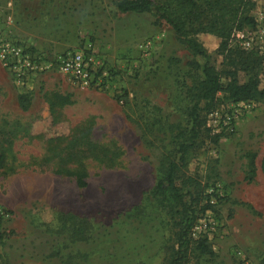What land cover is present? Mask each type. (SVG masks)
<instances>
[{
    "label": "rangeland",
    "instance_id": "1",
    "mask_svg": "<svg viewBox=\"0 0 264 264\" xmlns=\"http://www.w3.org/2000/svg\"><path fill=\"white\" fill-rule=\"evenodd\" d=\"M7 1L0 0V33L45 58L89 42L109 84L79 88L48 69L16 85L0 65V264H61L68 251L86 254L81 264H168L177 216L147 195L170 145L168 132L153 124L152 107L163 128L185 125L186 90L201 79L196 66L204 60L163 20L150 12L119 13L116 0H38L27 9L24 0ZM198 39L217 67L218 39L206 33ZM19 94L28 99L26 109L18 106ZM248 151L255 153L250 181ZM75 166L84 171L82 188L55 172ZM183 173L223 191L200 215L214 222L207 239L213 253L187 264H264V98L250 100L234 131L202 133ZM62 214L65 224L71 216L82 220L87 242L68 241Z\"/></svg>",
    "mask_w": 264,
    "mask_h": 264
},
{
    "label": "trees",
    "instance_id": "2",
    "mask_svg": "<svg viewBox=\"0 0 264 264\" xmlns=\"http://www.w3.org/2000/svg\"><path fill=\"white\" fill-rule=\"evenodd\" d=\"M255 2L256 0H163L157 4H153L151 0L114 2V7L119 13L150 12L163 20L192 55H198L204 60L201 65L196 66L200 69L201 79L194 81L186 90L188 105L185 125L178 123L163 128L162 123L156 118L159 108L152 107L153 124H159L164 135L168 132L167 141L170 145L168 151L159 159V176L147 195L158 206L167 208L168 212H173L177 216L175 248L168 264H187L190 257L198 260L213 253L206 236L192 239L188 234L189 228L201 213L213 207L205 201L203 194L208 184L202 187L196 178L184 174L183 169L187 152L194 147L202 133L208 131L205 126V114L213 109L214 105L264 98V76L260 77L264 54L242 50L229 40L233 30L253 24L249 11L253 9ZM201 33L213 35L218 39L216 51L221 54V60L217 67L207 61L209 53L198 39V34ZM239 72L243 73L242 81L238 80ZM56 97L61 103H66L64 96ZM17 102L21 109L27 108L28 99L25 95L19 94ZM48 106L50 112H53L54 106L51 101H48ZM244 156L247 160L244 177L250 181L255 173L253 165L255 153L248 151ZM4 159L5 156L0 151V168ZM55 172L72 176L77 188L86 185L84 171L80 167L56 168ZM184 197H187L186 200ZM60 217L70 243L87 242L90 234L82 220L71 216L70 222L65 224L66 214ZM57 255L59 257V254ZM86 257V254L68 251L63 258L59 257V260L61 264H81L78 260Z\"/></svg>",
    "mask_w": 264,
    "mask_h": 264
},
{
    "label": "built area",
    "instance_id": "3",
    "mask_svg": "<svg viewBox=\"0 0 264 264\" xmlns=\"http://www.w3.org/2000/svg\"><path fill=\"white\" fill-rule=\"evenodd\" d=\"M10 5V0L6 2ZM253 24L241 29L233 30L230 34V43L245 51H254L264 54V0H257L251 12ZM149 41L142 44L146 49ZM89 42L84 49H64L45 58L40 56L26 42L13 39L8 33H0V65L7 70L13 82L21 85L31 74L48 69L55 70L68 76L73 84L79 88L105 89L109 84L107 70L94 56ZM250 108L249 100L228 103L225 108H214L205 114V126L211 133H230L235 129V121ZM205 201L213 205L216 198L223 195L219 184H208L203 190ZM208 209L205 210V212ZM214 230V222L208 216L198 217L189 228V236L196 239L200 236L210 238Z\"/></svg>",
    "mask_w": 264,
    "mask_h": 264
},
{
    "label": "crops",
    "instance_id": "4",
    "mask_svg": "<svg viewBox=\"0 0 264 264\" xmlns=\"http://www.w3.org/2000/svg\"><path fill=\"white\" fill-rule=\"evenodd\" d=\"M37 1H38V0H34V1H33V0H29V1H28V0H24V6L26 7V9H27V8H30V7H32V8H37V6H39V4H37ZM30 2H31V3H30ZM25 3H26V4L28 3V4H27L28 7H27V5H26ZM29 6H30V7H29ZM66 49H67V48H66Z\"/></svg>",
    "mask_w": 264,
    "mask_h": 264
}]
</instances>
